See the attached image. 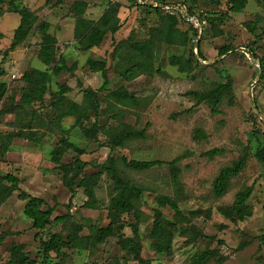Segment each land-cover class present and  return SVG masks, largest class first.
<instances>
[{
	"label": "rangeland",
	"instance_id": "rangeland-1",
	"mask_svg": "<svg viewBox=\"0 0 264 264\" xmlns=\"http://www.w3.org/2000/svg\"><path fill=\"white\" fill-rule=\"evenodd\" d=\"M85 1L88 9L84 17L94 21L100 18L110 3L119 2L121 7L118 17L122 27L114 36L108 34L101 47L82 52L73 38L74 18L70 9L74 0H63L60 3L58 0H21L22 5L37 12L39 21L36 26L41 21L50 24L45 39L56 41L58 47L53 64L63 55L69 67L73 64L75 66L74 77L63 72L59 76H52V82L61 84L62 92L74 101L93 109L92 93L101 87L103 79L100 74L90 72L87 61L107 59L109 62V50L115 42L132 38L142 41L148 37L150 28L158 26L161 20L156 11L149 8L153 0H136V3L129 0ZM164 3L174 8L181 17L188 15V11L192 12L193 17H186V21L179 22V30L187 32L190 39L184 49L165 45L160 47L157 66L164 74L140 77L127 85L134 95L143 98L144 103L138 109L132 110L125 117V122L137 129L145 128L146 138L132 143L126 150H121V153L141 161L164 162L149 171L130 174L133 182L142 184L147 189L141 206L145 216L139 227L141 256L148 260V264H191L194 256L205 251H215L214 259H209L205 264H264V244L261 241L264 233V169L255 157L256 150L264 145V79H259L258 75L260 70L264 74V67L262 69L259 66V60L264 58V0H247L241 13L230 11L229 0H165ZM198 15L204 21H199ZM191 19L194 21L193 26L199 30L197 36L189 28V23L193 22H190ZM208 20H212L215 27ZM18 25L19 16L12 10L7 9L0 17V33L3 35L0 38V69L5 71L1 79L8 85V94L13 90L15 100L19 99L22 86L20 78L25 71L48 70L36 57L41 36L35 29L21 46L13 52L9 51L13 32ZM200 29H203L202 39ZM218 31L221 34L216 36ZM197 40L205 59L202 63L204 67L194 63L191 73L185 75L168 66V58L172 54L188 57L191 48L196 54ZM226 46L234 51L219 56L220 49ZM115 60L121 62L120 66L115 71L114 67L108 71L104 92L125 84L120 76L135 62V55L123 49L117 52ZM228 77L233 82L230 93L232 103L229 104L226 98L222 101V114L211 115L205 104L196 107V100L185 95L191 91H209L215 83L226 82ZM56 88L51 85L45 97L49 98V93ZM85 90L87 93L83 92ZM102 92H98L100 98L104 95ZM100 101L103 107L102 99ZM8 105L9 100L4 99L0 102V109H6ZM52 116L50 109H45L40 114H32L31 110L26 109L16 115H5L0 118V132L9 129L8 123L13 126L31 124L36 129L43 130ZM72 122V118H66L63 124ZM85 126H90V123H85ZM196 130L205 133L204 141L194 139ZM50 135L49 141L43 147L14 141V146L12 144L6 154V165L3 164L1 171L10 172L19 178L17 192L22 191L36 198L43 196L48 206L56 204L52 219L63 213L74 212L75 220L82 222V234H88L86 226L89 223L96 222L97 226H104L107 222L105 207L109 201L110 180L107 182L104 178L96 192L100 210L82 209L80 206L86 199L83 193L72 200L68 209L66 204L69 192L51 170L53 166L48 160V153L58 140L59 133ZM82 139L79 128H75L71 140L81 144ZM100 139L101 142L104 141L103 137ZM96 146L97 144L86 146V154L82 158L88 162L102 161L107 153L105 150L98 152ZM211 150L218 152L213 159L204 156ZM73 156L74 152L69 151L63 161L67 162ZM178 157H181L177 163L180 188L172 183L171 172L166 164ZM240 159L245 160V169L230 181L226 195L216 198L213 194V180L222 168ZM252 185L254 189L248 201L251 217L236 224L224 219L218 209L230 205L237 192ZM17 195L14 193L0 207V234L5 231L9 233L1 245L0 256L4 260L7 257L6 248L15 242L23 244L28 255L37 260V264H43L38 250L39 242L46 240V234L37 232L32 227L31 220L24 214L26 202L19 200ZM158 195L176 199L181 211L188 218L178 226L170 253L162 255L151 250L152 241L148 237L153 210L157 207L154 198ZM162 212L166 222H175L174 214L168 207L163 208ZM124 220L133 222L131 216H124ZM60 229V226L52 225L48 231L58 233ZM193 230L214 237L216 241L211 242L206 238L192 239ZM125 234L131 235V231L125 229ZM217 240H222L224 244L218 245ZM240 244H245L244 248L237 251ZM63 252L57 258L51 255L50 263L46 264H104L112 257L124 255L115 239H110L95 250ZM127 264L137 263L130 260Z\"/></svg>",
	"mask_w": 264,
	"mask_h": 264
},
{
	"label": "trees",
	"instance_id": "trees-1",
	"mask_svg": "<svg viewBox=\"0 0 264 264\" xmlns=\"http://www.w3.org/2000/svg\"><path fill=\"white\" fill-rule=\"evenodd\" d=\"M63 0H58L62 2ZM136 3V0H129ZM165 0H153L149 5L156 11L157 16L161 20L158 26L152 27L149 30V35L142 41L136 40H121L115 42L109 50L110 58L107 59H89L87 67L92 73H98L103 79V84L98 88L101 93L107 84V73L114 67V71L120 66V61L115 60L118 51L126 49L134 53L135 62L124 71L120 76L125 82L122 86L114 90H106L103 97L100 98L97 91L92 93L94 99V108H88L79 102L74 101L65 92H62V85L52 82V76H59L61 73H68L74 77V64L68 66L66 59L60 55L58 60L53 64L55 57L58 54L56 41H46L50 24L46 21H41L37 26L39 17L37 12L31 8L22 5L21 0H0V17L12 10L13 13L19 16V25L15 28L9 45V51H15L29 37L35 29L40 36L41 41L38 44L36 51L37 59L48 67V70L41 71L32 69L25 71L21 78V88L19 90V99L15 100L13 90L8 94L9 88L5 81L1 79L5 75V71L0 69V102L4 99L9 100V105L6 109H0V118L5 115H16L17 112L31 110L32 114L41 113L45 109H50L53 116L47 122L46 128L43 130H35L31 124L27 126H13L8 123V130L0 132V207L16 192L20 180L11 173L1 172V165L5 162V156L9 151L15 139H22L34 146H40L47 135L59 133L58 140L54 143L48 160L54 165L53 170L56 172L62 186L69 192L70 197L66 207L70 209L72 200L78 190H82L86 200L80 206L86 210H100L99 200L96 198V192L99 185L105 178L107 182L110 180L108 187L109 201L105 207L104 226H97V223H89L87 227L88 234L83 233L82 222L75 220L74 212L65 213L63 215L51 218L54 206H48L43 198L32 197L25 192H19L17 198L25 201L24 214L32 222V227L41 233L46 234V240H40L38 255L42 259V263H50L51 255L56 258L63 255L64 250L89 251L95 250L98 246L106 244L110 239L116 240V245L124 252L122 257H112L104 264H127L130 260L137 264H148V260L141 256L140 243V223L143 220L145 213L142 210V197L147 193V189L142 184H137L132 181L130 174L143 173L149 171L157 165H161L162 161H141L134 158H128L121 153V150H126L129 146L137 141H143L146 138V129H137L134 126L125 122V117L134 109H138L143 105V98L135 96L127 85L140 78L152 77L154 74L162 75L164 72L157 66V54L163 45L167 47L184 49L189 42L187 32L179 30L180 20L186 21V17H193L192 12L188 11V15L181 17L174 8L164 9ZM230 11L233 13H241L245 9L247 0H229ZM119 2L110 3L103 14L97 20H91L84 17L88 9L87 1L74 0L71 6V16L74 18L73 38L76 42L79 51L87 52L94 48L101 47L104 39L108 34L114 36L122 27V22L118 17L120 9ZM199 19L201 15H198ZM206 19V18H205ZM199 21H204L200 19ZM215 27L212 20H208ZM188 22V21H187ZM189 28L193 35L197 36L198 29L189 23ZM201 31V39L203 38V29ZM218 31L216 36L220 35ZM0 33V38H2ZM232 48L226 46L220 49L219 56L231 53ZM249 52L252 50L249 49ZM205 61L198 43V51L195 54L193 48L190 49L188 57L183 54H172L168 58V66L175 68L180 74L189 75L193 70V64L200 65V62ZM259 66L263 69L264 58L259 60ZM260 70L259 79H264V74ZM55 85V91L49 93V98L46 94L50 90V86ZM232 79L227 78L226 82L215 83L213 88L205 92L191 91L185 95L196 100L195 106L205 104L211 115L222 114L220 107L222 101L226 98L229 104L232 103L230 93L232 90ZM87 93V91H83ZM10 95V96H9ZM104 106H101V101ZM46 101H48L46 103ZM104 108V110H102ZM66 118H72L73 122L70 126L64 127L63 121ZM109 122V123H108ZM113 122V124L111 123ZM85 123H90V126H85ZM75 128H79L81 136L87 142H95L99 146H106L110 153L101 164H94L93 173H86L84 168L89 165L88 162L82 159L86 154V146L74 143L70 140V134ZM100 137L104 141L99 140ZM194 139L204 141L206 135L202 130L194 132ZM73 151L74 156L71 160L64 162L63 157ZM218 155L217 150H211L204 154L209 159H213ZM256 159L262 164L264 169V145L256 150ZM181 157L167 162L171 172V180L176 188H180L178 181L177 163ZM246 167L244 159L234 162L230 166L222 168L216 178L213 180V194L216 198H221L226 195L230 181L238 177ZM253 185L245 187L235 195L234 201L225 207L218 209L222 217L232 224L242 221L245 218L251 217V211L248 208V201L253 193ZM157 205L153 210L152 227L149 232L151 239L150 248L156 254H168L172 248L173 236L178 230V226L188 220L177 204V200L166 195H158L154 198ZM168 207L174 214L175 222H166L164 220L162 209ZM264 214V204L262 205ZM194 215V214H192ZM124 216H131L133 222L124 220ZM60 226L58 233L49 232L50 226ZM125 229L131 231V235L125 234ZM6 231L0 234V249L6 237ZM38 235V234H37ZM64 235V236H63ZM206 238L211 242L216 241L214 237H208L198 230L192 231V239ZM261 241L264 244V233L261 236ZM218 245H223L222 240H217ZM245 244H240L236 250L240 251ZM7 257L3 260L0 256V264H37V260L32 259L25 246L20 243L12 242L6 248ZM1 254V253H0ZM215 251H205L202 254L193 257L191 264H205L209 259H214ZM61 264V263H52ZM89 264H102L91 262Z\"/></svg>",
	"mask_w": 264,
	"mask_h": 264
},
{
	"label": "crops",
	"instance_id": "crops-1",
	"mask_svg": "<svg viewBox=\"0 0 264 264\" xmlns=\"http://www.w3.org/2000/svg\"><path fill=\"white\" fill-rule=\"evenodd\" d=\"M122 75V74H121ZM136 96V95H135ZM10 116V115H9ZM72 123H66V125L65 124H63L64 125V127H68V126H70ZM33 127V126H32ZM35 130H39V129H36L35 127H33ZM71 135H72V133L70 134V140H71ZM50 136L51 135H47L46 137H45V139L43 140V142H42V144L40 145V146H44V145H46V142H48L49 141V139H50ZM99 140H101L100 138H99ZM14 141H23V142H25V143H28L27 141H25V140H22V139H15ZM14 141H13V143H14ZM72 141V140H71ZM73 142V141H72ZM12 143V144H13ZM75 143V142H74ZM15 144V143H14ZM14 144H13V146H14ZM82 145H85V146H89V145H91V144H97V143H95V142H87V141H85L84 139H82V143H81ZM12 146V147H13ZM11 147V146H10ZM86 147V148H87ZM100 147H102V148H100ZM13 149H14V147H13ZM34 150L35 151H39V150H37V149H35L34 148ZM96 150L99 152L100 150H105L106 151V157L102 160V161H98V162H88V161H86L85 159H83L84 161H86V162H88L89 163V165H87L85 168H84V171L86 172V173H93L94 171H95V168L94 167H92L94 164H101L106 158H107V156H108V154L110 153V150H109V148H107L106 146H99L98 144H97V146H96ZM51 151V150H50ZM50 153V152H49ZM49 153H48V155H49ZM69 153V152H68ZM67 153V154H68ZM66 154V155H67ZM123 154V153H122ZM24 154L22 153L21 154V156H23ZM84 156V155H83ZM82 156V157H83ZM6 157V156H5ZM20 157V156H19ZM6 161V160H5ZM5 163V162H4ZM4 163H2V165H1V170H2V166H3V164ZM4 165H6V163L4 164ZM52 166H53V168H54V165L52 164ZM53 168H51V170L54 172V174L57 176V174H56V172L53 170ZM2 172V171H1ZM5 173H10V172H5ZM46 173V172H45ZM14 175V174H13ZM16 176V175H15ZM17 177V176H16ZM18 178V177H17ZM19 179V178H18ZM61 185H62V183H61ZM35 190H38V189H36L35 188ZM15 193H17V194H19V192H15ZM80 193H83L82 192V190H78L77 191V193H76V195H75V197L73 198V199H75ZM29 195H31V194H29ZM69 197H70V194H69ZM42 198H43V196H42ZM86 200V199H85ZM84 203V202H83ZM82 203V204H83ZM58 204H60V202L58 201ZM81 204V205H82ZM70 213H72L71 211H70ZM63 214H65V213H63ZM63 214H60V215H63ZM59 216V215H58ZM37 232H39V231H37ZM52 233H55V232H52Z\"/></svg>",
	"mask_w": 264,
	"mask_h": 264
},
{
	"label": "built area",
	"instance_id": "built-area-1",
	"mask_svg": "<svg viewBox=\"0 0 264 264\" xmlns=\"http://www.w3.org/2000/svg\"><path fill=\"white\" fill-rule=\"evenodd\" d=\"M164 9L169 10V9H172V7H171V6H165ZM192 21H193V20L191 19L190 22H192ZM197 23H198V22H197ZM192 24L194 25V21L192 22ZM200 62L203 63L202 60H200Z\"/></svg>",
	"mask_w": 264,
	"mask_h": 264
},
{
	"label": "water",
	"instance_id": "water-1",
	"mask_svg": "<svg viewBox=\"0 0 264 264\" xmlns=\"http://www.w3.org/2000/svg\"><path fill=\"white\" fill-rule=\"evenodd\" d=\"M195 51H196V53L198 51V40L196 41Z\"/></svg>",
	"mask_w": 264,
	"mask_h": 264
}]
</instances>
